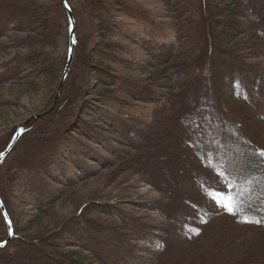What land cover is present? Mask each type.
<instances>
[{
	"label": "rangeland",
	"instance_id": "obj_1",
	"mask_svg": "<svg viewBox=\"0 0 264 264\" xmlns=\"http://www.w3.org/2000/svg\"><path fill=\"white\" fill-rule=\"evenodd\" d=\"M182 2L189 13L178 21ZM203 2L229 35L228 78L216 77L211 97L222 84L228 112L241 109L235 122L264 150V37L251 29L264 0H0V202L10 224L0 210V264L264 262V222L225 218L229 183L167 120L176 89L150 56L177 42L183 60L195 58ZM65 6L78 43L52 111L38 116L67 62ZM197 91L183 83V102ZM172 153L205 167L196 193L213 221L194 206L187 225L174 220L183 211L167 182L182 166Z\"/></svg>",
	"mask_w": 264,
	"mask_h": 264
},
{
	"label": "trees",
	"instance_id": "obj_2",
	"mask_svg": "<svg viewBox=\"0 0 264 264\" xmlns=\"http://www.w3.org/2000/svg\"><path fill=\"white\" fill-rule=\"evenodd\" d=\"M203 5L204 9L201 10L200 18L205 22V26L200 28V45L198 43V52L194 59L183 60L179 56V48L183 47L177 42L160 44L150 55L153 67L158 71L156 76L167 82H173V87L176 89V94L171 96V101L170 95L166 98L165 106H169L171 112L167 120H173L176 134H179L189 146L191 153L209 165L217 166L229 183L230 195L236 196L239 205L235 213H230L225 218L231 219L234 223L245 220L262 223L264 222V157L258 154L261 149L243 134L238 123L235 122V113H240L241 109L237 108L234 109L235 113L233 111L229 113L230 107L226 105V101L220 99L221 90L224 88L222 84L219 83L220 85L217 86L220 91L214 93L215 98L211 97L215 82L222 81L226 84L228 78L226 75L230 71L227 65L228 60L222 61L220 56L225 49V55L230 57L227 54L228 44L225 42V38L229 35L215 28L218 15L213 12L209 4L205 5L203 2ZM60 7L63 8L61 3ZM178 13L179 16L175 17L178 21L183 15L189 13L183 2ZM262 17L255 14V24L251 27V29L258 28L259 38L264 37V18ZM189 20L190 16L183 20V27L185 24H190L187 22ZM178 28L177 32H179ZM244 32L251 37L254 35L250 30H242L241 33ZM205 42L208 49H205ZM74 43L77 45V40ZM207 52H213L215 59H212L211 55H206ZM202 76L204 80H201ZM216 77L221 78L220 81ZM192 80L197 84L198 91L193 94L195 98L183 102V83ZM210 85H213L212 88ZM24 128L27 129L26 125L22 126L21 130L23 131ZM172 159L182 166L180 175L167 182V188L173 192L174 200L180 203L183 211L174 220L181 226L187 225L189 221L186 210L194 206L204 219L213 221L214 215L206 213L201 206L202 194L196 193V184L204 177L205 167H199L189 159L175 153H172Z\"/></svg>",
	"mask_w": 264,
	"mask_h": 264
},
{
	"label": "water",
	"instance_id": "obj_3",
	"mask_svg": "<svg viewBox=\"0 0 264 264\" xmlns=\"http://www.w3.org/2000/svg\"><path fill=\"white\" fill-rule=\"evenodd\" d=\"M62 2H64V0H62ZM66 9V12H67V15L70 19V22H71V26H70V31H69V47H68V53H67V62H66V65H65V68H64V72L59 80V83H58V86H57V89H56V92H55V96H54V99H53V102L52 104L47 108V110H45L43 113L39 114L38 116H42V115H46L48 114L50 111H52L53 109V106L57 100V97L59 95V91H60V88H61V84L64 80V77L67 73V71L69 70V64L71 62V59H72V56H73V49H74V42H73V36H74V22H73V18H72V14H71V11L65 6L64 7ZM37 116V115H36ZM20 130V126L17 128V132ZM14 141H12L10 143V145L8 147H10L12 145ZM6 152H3L2 155H4ZM0 210L2 212V215L3 217L5 218L6 220V223L8 224V226L10 225L9 224V221H8V217L6 216V213L4 211V208L0 202ZM10 228V226H9ZM2 244H0L1 246Z\"/></svg>",
	"mask_w": 264,
	"mask_h": 264
},
{
	"label": "snow or ice",
	"instance_id": "obj_4",
	"mask_svg": "<svg viewBox=\"0 0 264 264\" xmlns=\"http://www.w3.org/2000/svg\"><path fill=\"white\" fill-rule=\"evenodd\" d=\"M258 154L261 157H264V150H259ZM0 155H2V154H0ZM219 175H223V173H219ZM215 195L225 197L226 194L223 192H218V193H215ZM238 205H239V201L237 200L235 195H232V196L227 197L225 202H223L221 206L224 207L230 213H235Z\"/></svg>",
	"mask_w": 264,
	"mask_h": 264
}]
</instances>
